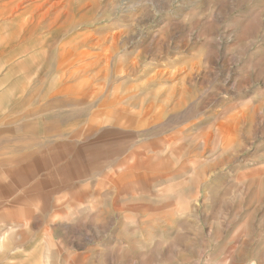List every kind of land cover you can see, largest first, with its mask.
Returning <instances> with one entry per match:
<instances>
[{
    "label": "rangeland",
    "instance_id": "rangeland-1",
    "mask_svg": "<svg viewBox=\"0 0 264 264\" xmlns=\"http://www.w3.org/2000/svg\"><path fill=\"white\" fill-rule=\"evenodd\" d=\"M0 264H264V0H0Z\"/></svg>",
    "mask_w": 264,
    "mask_h": 264
}]
</instances>
